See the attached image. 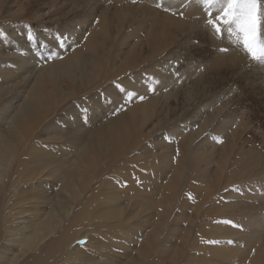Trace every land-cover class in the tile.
<instances>
[{"label": "rangeland", "instance_id": "1", "mask_svg": "<svg viewBox=\"0 0 264 264\" xmlns=\"http://www.w3.org/2000/svg\"><path fill=\"white\" fill-rule=\"evenodd\" d=\"M147 1L148 8L156 10L157 15H141L138 10L142 7L141 0H0V88H2L0 89L2 91L0 134L3 132L7 134L6 132L10 131L12 118L27 96L26 92L29 91L37 76L48 67L47 65L52 62H62L72 56L76 50H82V53L90 58L92 51L89 38L91 35L95 36V40L100 42L98 49L101 64L105 70L96 79L95 86L88 83L84 88L96 89L95 93L89 94L88 90L84 91L82 96L76 95L72 98L68 95L67 99L62 98L61 100L59 92L53 91L55 95H58L60 102L57 101L52 110L44 113L43 122L39 121L36 128L31 129L29 134L31 139H34V143L41 148L45 147L43 149L45 153L49 150L51 153L48 151L46 156L54 160L58 155H63V144L74 150L82 148L84 144H89L86 131L91 134L108 131L110 129L108 123L127 110L143 106L151 99L155 103L152 113H149L148 118L132 130L135 137L140 140V144L130 153H134L130 160L136 161L145 155L146 157H158L161 160H158L159 163L165 165L164 157L169 155L172 156L174 167L181 161L179 159L182 161L185 159L186 162L185 160L184 162H188L186 154L194 155L196 163L194 173L197 172L201 177L205 174L208 177L207 184L195 183L193 186L196 188L200 185V189L195 191L194 196L187 199L189 204L182 212V218H184L177 224L180 235L181 230L185 229L191 232L192 237L193 227L199 224L204 227L210 225L217 228L215 225L219 220H211L210 223L206 220L196 221L193 210L197 206H201L203 211L225 209V214L229 216H226L227 222L222 229L228 232L234 231L235 234L219 235L216 237L218 244L221 246L222 243L223 245L229 243V250L232 248L231 250L235 249L236 252L238 248L242 249L243 256L258 252L259 258L255 263L264 264V63L252 60L238 42L235 32L229 34L228 25H221L222 36L215 34L208 25L209 17L198 0ZM194 7H197L204 15V20L191 22V26L188 24L191 18L189 13ZM122 8L131 11H128L129 15L124 19H120L117 15ZM211 12L213 18H219L218 7H213ZM260 13L259 32L260 39L264 42V0H260ZM165 16H171V20L165 21ZM182 22L180 29L174 24ZM165 23L172 24L170 34L165 29ZM184 25H188V28L185 29ZM231 27L235 29L234 25ZM29 32L35 36L34 41L28 40ZM212 37L220 40L216 42ZM231 48L235 50L231 52ZM221 49H227V51H221ZM234 51L237 56L233 55L235 57L233 60L222 58L229 53L234 54ZM135 56H138L136 62L134 61ZM89 62L92 63L91 60ZM6 71L11 72L7 79ZM62 82L63 89L61 90L66 93L72 92L65 82ZM121 88L124 91H121ZM130 93L132 95H129ZM95 94L97 101L94 103L91 99ZM89 118H92V122ZM78 131L84 133L82 141L73 138ZM221 139L223 142H218ZM46 145H48L47 148ZM197 152L201 154V158ZM53 154L56 155L52 156ZM57 160H64V158L57 157ZM93 161L98 167L94 174L90 175L91 181H88V186L80 188L79 183H76L75 188L73 185V188L71 187L72 189L68 191L60 188L58 177L53 175L58 162L48 165V170L44 172V175L34 182L24 183L18 179V182L21 181L20 184L17 182L18 185L11 177L15 175L16 162L10 163L11 167L8 163L6 167H0V184L4 186L7 184L6 194L1 195L0 193L1 203L7 197L8 202L13 201L9 204L6 200L4 201L7 206L4 211L9 209L8 211L12 213L13 206H15L14 209H20L18 211L21 214L16 216L19 212L13 209L12 214L16 215L11 214V217L6 211L5 217L7 215L6 219L8 218L9 224L5 220L3 224L14 230H20L22 227L31 229L36 218L43 215L40 212L46 214L45 211H50L49 208L62 198L69 200L71 205L70 215L64 218L65 220L68 218L66 221L70 223L71 216L81 209L80 202H84L87 196L90 197L93 189L98 187V184L106 178H112V173H115V170L109 169L110 155L97 157ZM165 167L168 170L173 168ZM189 173L191 172L186 174ZM231 175L233 176L229 178ZM37 180L41 184L39 181L37 183ZM142 181V178L135 180L138 185H143ZM228 181L232 182L228 184ZM13 183L14 187H11ZM31 184L36 185L37 188L32 187L36 191H32L35 194L38 193L37 195L31 194ZM145 184L151 183L145 181ZM25 188L30 189L27 192ZM20 191L24 194L21 195ZM225 191L232 192V195H224ZM218 195L227 204L221 200L215 203L214 200ZM20 199L29 203L22 202V204ZM16 200L20 202H17L18 205H16ZM20 204L26 205L27 208L22 209L23 206ZM32 205L33 210L29 213ZM28 206L30 208L26 210ZM143 207L146 208L147 204ZM10 208H12L11 211ZM22 210L24 211L21 212ZM25 211L27 212L23 215ZM36 212L38 213L35 214ZM149 214L152 212L147 210L145 215ZM34 215L35 218H32ZM12 221L18 223L12 226ZM58 221L57 229L60 227L61 232L65 225L67 226L65 224L67 222L61 217ZM136 222L133 221L130 224L133 231H129L131 236L126 237L124 245L111 241L102 243L101 249L104 248L111 254L104 258L100 257L101 262L115 264L117 261L118 264H122L129 262L130 257L133 260L134 257L140 255L138 252L146 244L143 240L145 227L149 230L151 222L146 223L141 220ZM80 223V230V225L77 224L78 232L86 229L85 225L83 226L85 223ZM134 229L136 230L135 235ZM139 229L141 232L137 233ZM8 235L5 233L1 235L0 251L6 252L7 254H3L7 256L18 254L17 246L11 248L17 245V242L8 239ZM55 235L57 233H50L41 245H45L43 243H47L46 240H50L51 236ZM89 241V237H85V240H76V242L74 240L68 248L72 251L74 247L72 252L76 253L79 245H86ZM195 255L196 264H202V254L196 252ZM125 256L127 260L124 259ZM111 257L113 261L107 260ZM23 258L25 254L20 255L19 260Z\"/></svg>", "mask_w": 264, "mask_h": 264}, {"label": "bare ground", "instance_id": "2", "mask_svg": "<svg viewBox=\"0 0 264 264\" xmlns=\"http://www.w3.org/2000/svg\"><path fill=\"white\" fill-rule=\"evenodd\" d=\"M147 2H148L147 0H141L142 7L138 9L140 10L141 15H147V14H150V16L154 14L157 15L156 10H151L150 8H148L149 6ZM128 11L129 10L122 8L119 11V13L117 12V15L120 19H124L126 16L128 17L129 12H131ZM189 14H190L189 17L191 18L188 24L191 26H192L191 22H200L204 20V15H202V13L199 11L197 7L192 8V11H190ZM135 17L137 18L138 16L136 15ZM164 19L165 21H170L171 16H165ZM104 20H106L105 16H104ZM131 20H133V18ZM174 24H176V27L180 29L181 26L183 25V22L174 23ZM165 25H166L165 26L166 31L170 34L172 32V27H171L172 24L165 23ZM187 26L184 25L185 29L188 28ZM197 27L199 26L197 25ZM189 35H191V33H189ZM219 40H216V42H218ZM99 43L100 42L98 40H95V36L91 35V37L89 38V45L92 51L90 58L86 57L82 53V50H76L72 56L66 58L62 62L57 61L48 64L47 65L48 67H46L39 74V76H37L36 80L34 81L33 85L30 87L29 91L26 92L27 96L25 97L23 103L20 105L16 115L12 118L11 121L12 126L10 131L6 132L7 134H3L4 132L0 134V165H2L0 167L1 168L3 166L6 167L5 165L8 164L11 167L10 163L16 162L15 165H17V167L14 168L16 169L15 175L14 177L13 176L11 177L13 182L16 183V185H18L17 184V182L19 181L18 179H20L24 183L34 182V180L44 175V172L48 170L47 169L49 167L48 165L54 162L56 164L58 162L57 167L55 168L56 170H54L53 175L58 177V183L60 185V188L66 191L71 190L73 188V185L75 188L76 183L77 184L79 183L80 188L81 186L84 188L88 186V181L91 179L90 175L92 173L94 174L95 170L98 167V165L97 167L95 166V163L93 161L97 157H102L103 155H108V156L110 155L109 169L112 171L115 170V173H112L111 175L112 178H106L102 183L98 184V187L96 189L95 188L93 189V192L90 194V197L87 196L84 202L83 201L80 202L81 209H79V211H77L73 216H71L72 221L70 223L69 221H66L68 218L66 220L64 218L70 215L69 211L71 209V205L69 204V200L62 198L57 200V203H54L53 207L49 208L50 211L47 212L44 210L46 214L44 212L43 213L40 212V214L43 215L42 216L40 215L38 219L36 218V221H34V223L32 220L33 224L31 229H25L23 227L21 228V226H20L21 228L20 230L19 229L14 230V228L13 229L8 228L3 223H5V221L8 223V218L6 219L7 215L5 217V214L6 211H8L9 209L4 211V209H7L6 208L7 206L4 201L5 200L7 201L9 199H7L8 197L4 198L5 200L2 201L1 203V198H0V204H2L0 206V237L1 235H4V233L6 235L9 234L8 239H13L17 242V245L12 246L11 248L17 246L18 251L16 250L14 251H16L20 255L25 254V258H23L20 261L19 260L20 255L18 254H13L11 252L13 255L7 256L6 252L0 251V264H107L108 262L107 263H105L104 261L101 262V259L99 258L100 257L104 258L108 254H111V252L105 251L104 248L101 249L102 243L111 241L112 243L119 242L121 243V245H124L126 243L125 241V239H127L126 237L129 238L131 236L129 234V231H131L133 227H131L130 224L133 223V221L137 223L136 221L139 220L146 223L151 222V226L149 230L148 227H145L146 228L145 237L143 238V240H145L144 243L146 244L143 247L141 246L142 247L141 251L138 252L140 254L139 256L134 257L133 260H131L132 257H130L131 259L129 260V262L126 261L122 264H179V263L185 264V260H186V264H196V255H195L196 252L202 254L203 256V260L201 261L202 264H222V263L240 264L241 262H244L245 264H256L255 261L257 258H259L258 252L252 254L247 252L248 254L246 256H243V252H241L243 251L242 249L238 248L239 249L238 250L236 247L238 251L236 252L235 249L231 250L232 248L229 250L230 248L229 243H225L224 245L222 243L221 246L218 244L219 241L216 240V237H218L219 235L227 236L230 234L231 235L235 234L233 233L234 231L228 232L222 229L225 223L227 222L226 216H229L225 214V209L218 208L216 210L214 209V210L203 211L201 206L199 207L197 206L193 210V212L195 211L194 217L196 221L199 222L206 220L210 223L211 220H219V222L215 225V227L217 228H213L210 225L209 227H204V226H200L199 224L197 227L195 226L193 227L192 237H191V232L185 229L181 230V235H180L179 229L177 228V224L179 221H182V219L184 218V217L182 218V212L184 209L187 208V204H189L187 202V199L189 197L194 196L195 191H198L200 189L199 188L200 185L197 186L196 188H194L193 186L195 185V183L207 184L208 182L207 175L203 174V177H201L198 176L197 172L194 173L195 164H196L194 155L188 156V154H186L185 156L188 157L187 159L188 162L185 163L186 160L184 158L183 159L185 160V162L184 160L182 161V159H179L181 161L176 163L174 167H173L174 163H172V159H171L172 156L169 155H165L164 157L166 159V161L164 160L166 162L165 165H161L159 163V161L161 160H159L158 157L156 158L146 157L145 155L136 161L130 160V158L134 155V153L132 154L130 153L140 144V140L135 137V134L133 133L132 130L137 126V124L143 123L148 118L147 116L149 113L150 114L152 113L155 103L151 99L143 106H139L130 111L127 110L124 114L118 116L117 119H114L113 121L108 123V126L110 128L108 131L92 133V134L89 131H86L85 134L88 135L89 144H84L82 148L74 150L72 147H67L63 144V155L61 156L58 155L57 157L59 158L62 157V159L64 158V160H57V157H55L54 160H52V158L49 159L46 156V153L49 150L46 149L48 151L45 153L43 150L45 147L41 148L40 146L34 143V139H31V136L29 135L31 129L36 128L35 126H37L39 121L43 122L44 113H46L50 109L52 110L53 107H55V105L57 104L58 95H55L53 91L59 92L61 100L62 98L67 99L68 95L71 96L72 98L76 95L82 96V93L88 90H89V94L95 93L96 89H84V88L85 85H87L88 83H91L92 86H95L96 79L99 76H101L105 70L104 66L101 64V55H100V50L98 49ZM231 47L233 48L232 45ZM232 48L230 50L231 52L232 50H235ZM233 53L234 54L229 53L228 55L223 56L222 58L224 60L231 61L235 58L234 57L235 55L237 56V53L235 54V51ZM137 57L138 56H135L134 58L135 62ZM90 60L92 61V63L89 62ZM132 65L133 64H131L130 62V66ZM10 74H11L10 71L5 72L6 79L9 78L8 76ZM105 78H107V76H105ZM62 81L65 82L67 88H69V90L72 92L66 93L61 90L63 89ZM1 92L2 91H0V96L2 94ZM91 100L94 103L97 101L96 94ZM71 114L73 116L74 113L72 112ZM76 120L78 121L77 118ZM89 121L92 122V118H89ZM52 125L55 126L54 124ZM44 126L45 125H43V128H45ZM74 133L75 132H73V134ZM83 137H84V133L82 131H78L73 135V138L75 140L82 141L84 139ZM39 141H41L40 138ZM77 144H81V143H77ZM47 146L48 145H46V148ZM198 153L199 152H197V154ZM55 155L56 154H53L52 156ZM198 156L201 158L200 153L198 154ZM165 166H167L168 168L169 167H173V168L168 170L166 169ZM186 168H188L187 172H186ZM188 172L191 173L186 174ZM233 175L229 176V178L232 177ZM136 178H142L143 185H146L145 181H148L151 184H148L146 186H143L141 184L138 185V183L135 182ZM5 181H7V179ZM21 181L18 183L20 184ZM38 181L39 180H37L36 182L38 183ZM231 182L232 181H228L227 183L230 184ZM14 183L13 186L11 187H14ZM152 184L154 186H152ZM32 185L33 184L30 185L31 191L32 190L36 191V189L32 188V187H36V185L35 186ZM48 186H46L47 189H49ZM29 189L30 188L26 189V191ZM42 191L44 193L47 192L45 190ZM228 191H225L224 195L225 194L232 195V192L229 193ZM6 192H7V184L6 186H4V184H0L1 195H5ZM15 193L17 194V190ZM21 193H20L21 195L24 194L23 191ZM32 193L33 191L31 192V194ZM144 193H146V195ZM34 194L35 193H33L32 195ZM37 194L38 193H36L35 195ZM218 196L214 200L215 203H217L220 200L221 201L224 200L222 197L220 196L218 197ZM23 197L24 196H22V198ZM74 198L77 199V197ZM11 202L13 201L11 200ZM11 202L7 201L6 203L9 204ZM17 202L19 201L16 200V205H18ZM20 202L22 203L24 202V200L21 201L20 199ZM50 202L51 201H49V204H51ZM25 203L27 202H24V204ZM146 204L147 207L142 208V206H146ZM20 205L19 207L23 206ZM14 207L15 206H13V209ZM24 207H26V205L23 206L22 209ZM32 207L33 205L31 206L29 213L31 212V210H33ZM29 208L30 207L28 206V209L26 210H29ZM11 209L12 208H10V211ZM13 209H12V213H14ZM18 210L20 209H17L15 211ZM147 210L148 211L150 210L152 214L145 215V212ZM23 211L24 210H22L21 212ZM26 212L27 211H25L23 215H25ZM9 213L8 215L11 217L12 215H16V214H12L11 212ZM37 213L38 212H36L35 214ZM18 215H21L20 212L19 214L17 213L16 216ZM59 217H61V219L67 222L65 223L67 224V226L65 225V227L61 232L59 231L60 227L57 229V227L59 226L57 224L59 222L58 221ZM32 218H35V215ZM3 220L5 221L3 222ZM80 222L85 223L83 224V226L85 225L86 227V229H84L85 227L83 228L84 230L82 232L79 231L81 233H79L77 229V224L79 223L78 225H80L81 224ZM12 223L13 221L11 222V224ZM17 223L18 222L16 223L14 222L12 226L16 225ZM79 227L80 230L81 225ZM15 228H19V227H15ZM233 228L238 229L237 227H233ZM135 231L136 230L134 229V235H135ZM139 232H141L140 229L139 231H137V233ZM50 233H57V235H55L54 237L51 236L52 238L50 237L51 238L50 240H46L48 241L47 243H43L45 245H41L42 241L44 239H47V236H49ZM85 237H89L90 241L86 245H79L77 248L78 252L76 253L72 252L74 247L72 248V251L69 250L68 247L72 242H74V240L75 242L76 240L78 241L82 239L85 240ZM134 238L132 239L134 240ZM234 246H236V244H234ZM86 248L88 249L86 250ZM124 253L125 252H123V254ZM124 259H126V256ZM107 260L111 261L112 257L111 259L108 258ZM246 260H248V262H246ZM115 264H118L117 261Z\"/></svg>", "mask_w": 264, "mask_h": 264}, {"label": "snow or ice", "instance_id": "3", "mask_svg": "<svg viewBox=\"0 0 264 264\" xmlns=\"http://www.w3.org/2000/svg\"><path fill=\"white\" fill-rule=\"evenodd\" d=\"M202 3L209 19L208 25L215 34L223 35L221 25H228L229 34L235 32L238 42L252 58L259 63H264V42L260 39V0H198ZM218 7L219 18H213L211 9ZM234 25L235 29L231 26ZM29 41H34L35 36L29 32ZM227 51V49H221ZM121 91H124L121 88ZM129 95H132L131 93ZM143 99V97H141ZM222 143V139L218 141ZM231 243V242H230Z\"/></svg>", "mask_w": 264, "mask_h": 264}]
</instances>
